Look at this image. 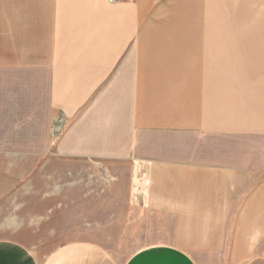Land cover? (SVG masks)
Listing matches in <instances>:
<instances>
[{
  "label": "crops",
  "instance_id": "1",
  "mask_svg": "<svg viewBox=\"0 0 264 264\" xmlns=\"http://www.w3.org/2000/svg\"><path fill=\"white\" fill-rule=\"evenodd\" d=\"M68 161L126 181L142 245L0 264H264V0H0V209Z\"/></svg>",
  "mask_w": 264,
  "mask_h": 264
},
{
  "label": "rangeland",
  "instance_id": "2",
  "mask_svg": "<svg viewBox=\"0 0 264 264\" xmlns=\"http://www.w3.org/2000/svg\"><path fill=\"white\" fill-rule=\"evenodd\" d=\"M103 170L88 161H68L66 176L52 170L49 192L38 191L48 188L41 178L44 186L20 194L19 208L0 209V239L18 240L42 259L70 242H94L127 261L142 243L124 235L126 181Z\"/></svg>",
  "mask_w": 264,
  "mask_h": 264
},
{
  "label": "built area",
  "instance_id": "3",
  "mask_svg": "<svg viewBox=\"0 0 264 264\" xmlns=\"http://www.w3.org/2000/svg\"><path fill=\"white\" fill-rule=\"evenodd\" d=\"M118 1L119 0H109L110 3H116ZM133 182L137 188L139 186H149L151 181L145 170H138L133 177Z\"/></svg>",
  "mask_w": 264,
  "mask_h": 264
}]
</instances>
